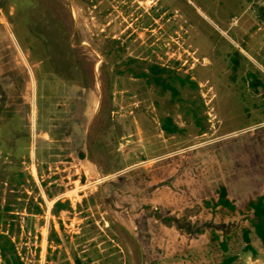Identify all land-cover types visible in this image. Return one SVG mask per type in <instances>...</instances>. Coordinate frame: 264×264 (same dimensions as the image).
Listing matches in <instances>:
<instances>
[{
  "label": "rangeland",
  "instance_id": "374dc122",
  "mask_svg": "<svg viewBox=\"0 0 264 264\" xmlns=\"http://www.w3.org/2000/svg\"><path fill=\"white\" fill-rule=\"evenodd\" d=\"M37 23L74 51L59 101ZM149 63L197 84L196 121L132 75ZM53 118L70 160L36 132ZM219 185L237 206L264 197V0H0V231L22 264L47 263L51 228L81 264H264L247 219L204 208Z\"/></svg>",
  "mask_w": 264,
  "mask_h": 264
},
{
  "label": "trees",
  "instance_id": "16d2710c",
  "mask_svg": "<svg viewBox=\"0 0 264 264\" xmlns=\"http://www.w3.org/2000/svg\"><path fill=\"white\" fill-rule=\"evenodd\" d=\"M35 33L42 41V45L44 48V58L43 61L48 64V66L53 68V73L56 74L59 78L63 80L62 85L59 87L60 92L55 97L63 96L67 86L71 81V71L70 67L73 65V49L70 48L68 43H63L64 36H59L55 31H51L45 26H40L39 23L34 24ZM136 72H132V75L135 77H139L143 79V81L147 85L155 86L159 94L164 96L168 94L169 103H179L180 106L184 107L189 115H191L192 119L195 121L196 119V107L194 105L193 100L190 98H183L182 93L185 90L193 91L197 88V84L190 78L188 75L180 76L178 73L174 72V70H169L164 66H160L158 64L149 63L146 67H137ZM132 71V70H130ZM52 79V78H49ZM38 88H37V100L39 99L40 93V81L37 79ZM62 95V96H61ZM64 103L57 102V109L62 108ZM37 118L38 113H41L39 100L37 102ZM29 112V106H28ZM54 117V116H53ZM52 124L50 127H40V122L37 121L36 124V132H43V134H48L51 138V143H53V147L56 148V144L61 148L58 152L56 150L53 151L55 154L64 155L65 160H70L67 152V144L63 140H60L62 135V131L64 128L58 125L56 118L52 119V122L48 121V124ZM198 123V122H197ZM68 129V128H67ZM160 129L165 133V135H173L176 133H180L182 129H180L168 115L160 116ZM69 130V129H68ZM68 132L66 131L65 134ZM27 138H29V128L27 132ZM43 139V138H42ZM46 141V140H45ZM51 152V154L53 153ZM49 153V152H48ZM81 156V152L79 153ZM51 160V157H49ZM37 173L40 176V170L37 168ZM30 179L31 176H29ZM33 181V180H32ZM33 183V182H32ZM43 192L48 199H52L57 194L63 192L64 188H56V184H53L49 190V187L46 186L45 182H42ZM204 208L208 209L213 214H218L221 217L225 216H233L235 214L241 215L243 218L247 219L250 224V227L253 233L260 239L261 243L264 245V197L262 195H258L253 198H249L245 200L240 206H237L232 199L228 196V191L225 185H219L216 189V197L210 198L208 200H204L203 202ZM37 208V207H36ZM69 208V203L66 200L65 202H61L60 200H56L53 202L52 213L57 214L61 210H65ZM38 209V208H37ZM249 228H243L241 232V238L243 243L245 244V249L250 250V240H249ZM212 239H217V234L214 231H211ZM48 240L47 247V263L46 264H81L80 260L73 256L72 261L67 259L65 253L58 248L60 244V239L57 235V232L51 228ZM219 245L222 250H227V236L225 239H222L219 242ZM53 247V250H52ZM0 264H22L14 243L11 239L0 231ZM235 261V257H227L223 259L221 262L217 264H233Z\"/></svg>",
  "mask_w": 264,
  "mask_h": 264
},
{
  "label": "crops",
  "instance_id": "0c3cea01",
  "mask_svg": "<svg viewBox=\"0 0 264 264\" xmlns=\"http://www.w3.org/2000/svg\"><path fill=\"white\" fill-rule=\"evenodd\" d=\"M29 106V105H28ZM29 111H30V106H29Z\"/></svg>",
  "mask_w": 264,
  "mask_h": 264
},
{
  "label": "bare ground",
  "instance_id": "6f19581e",
  "mask_svg": "<svg viewBox=\"0 0 264 264\" xmlns=\"http://www.w3.org/2000/svg\"><path fill=\"white\" fill-rule=\"evenodd\" d=\"M35 173V172H34Z\"/></svg>",
  "mask_w": 264,
  "mask_h": 264
}]
</instances>
